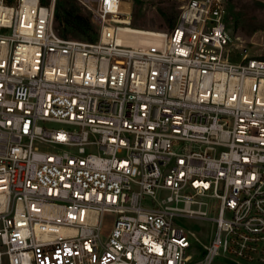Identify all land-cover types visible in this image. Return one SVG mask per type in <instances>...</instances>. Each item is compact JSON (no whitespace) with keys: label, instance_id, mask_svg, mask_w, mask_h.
Here are the masks:
<instances>
[{"label":"built area","instance_id":"obj_1","mask_svg":"<svg viewBox=\"0 0 264 264\" xmlns=\"http://www.w3.org/2000/svg\"><path fill=\"white\" fill-rule=\"evenodd\" d=\"M79 1L95 40L0 0V264H264V58L225 0L136 46L124 0ZM181 218L215 225L201 253Z\"/></svg>","mask_w":264,"mask_h":264},{"label":"rangeland","instance_id":"obj_2","mask_svg":"<svg viewBox=\"0 0 264 264\" xmlns=\"http://www.w3.org/2000/svg\"><path fill=\"white\" fill-rule=\"evenodd\" d=\"M76 1L82 6L84 13L91 17V13L80 3L79 0H57L58 2ZM132 3L123 12H132L133 22L136 26L150 30H168L174 25L179 12L181 0H131ZM229 12L228 25L234 35L241 36L250 56L264 58V0H225ZM132 9L130 10V7ZM125 17L126 16H120ZM173 17L174 19H171ZM173 23V24H172ZM95 25V24H94ZM96 27V25H95ZM61 36L63 29L57 27ZM97 29V27H96ZM98 31V30H97ZM94 36V35H93ZM66 38L86 40L81 36L69 33ZM55 126H60L56 124ZM213 215V214H212ZM178 223L194 232L192 243L195 252H202L201 243H209L214 233L215 225L206 219L181 218ZM198 241H197V239ZM223 259H215L214 264H223Z\"/></svg>","mask_w":264,"mask_h":264},{"label":"trees","instance_id":"obj_3","mask_svg":"<svg viewBox=\"0 0 264 264\" xmlns=\"http://www.w3.org/2000/svg\"><path fill=\"white\" fill-rule=\"evenodd\" d=\"M54 17L56 27L63 29L64 37H67L69 33L86 40H95L98 37V31L91 17L84 13L82 6L76 1L56 3ZM171 19L174 18L171 17ZM132 26H136L134 22Z\"/></svg>","mask_w":264,"mask_h":264},{"label":"bare ground","instance_id":"obj_4","mask_svg":"<svg viewBox=\"0 0 264 264\" xmlns=\"http://www.w3.org/2000/svg\"><path fill=\"white\" fill-rule=\"evenodd\" d=\"M127 2L125 0L124 2H122L123 11L128 6ZM128 3L129 5H131L130 2ZM130 13L132 12L130 11L125 14H130ZM117 19H118L117 20L118 22H122L126 24V25H119L118 27L117 34L115 35L118 42L132 45V46L145 45V44H150L154 42H159V39H158L159 33L157 31L150 30V29H144L140 27H134L131 24L132 22L128 20V18H125V17L117 16Z\"/></svg>","mask_w":264,"mask_h":264}]
</instances>
